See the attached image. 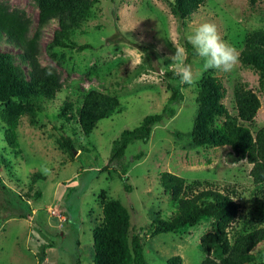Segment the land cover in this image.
Returning <instances> with one entry per match:
<instances>
[{
    "label": "rangeland",
    "instance_id": "obj_1",
    "mask_svg": "<svg viewBox=\"0 0 264 264\" xmlns=\"http://www.w3.org/2000/svg\"><path fill=\"white\" fill-rule=\"evenodd\" d=\"M0 1L25 11L31 20L30 38L37 29L35 1ZM205 21L215 23L222 38L240 53L244 36L264 27V0L253 4L249 0H206L184 20L173 14L167 0H99L91 18L72 28V39L92 48L55 47V57L47 53L46 45L58 27L57 20H49L38 29V61L56 69L61 89L54 100L40 103L34 122L29 115H21L16 127L17 147L6 142L5 125L0 120V264H40L44 249L48 257L45 264H93L91 229L101 221L103 197L118 199L127 208L129 236H140L147 264H164L172 255H180L182 264H200V236L214 229L213 218L204 216L193 227L151 234L149 224L154 215L166 217L174 208L158 181L163 170L187 182L228 190L240 206L235 228L244 219L264 224V184H253L249 174L252 165L244 157L227 145L196 146L186 135L174 136V131L191 129L197 111L196 83L208 71L196 55L186 62L185 37ZM0 50L17 52L3 38ZM177 50L181 55L174 61ZM181 61L192 66L195 83L182 84L184 97L175 106L176 113L153 124L146 143L136 140L128 144L123 163L128 165L132 190L126 192L118 169H104L111 143L122 129L133 128L145 115L161 110L170 94L163 75L176 71ZM209 70L222 81L226 89L222 101L232 115L236 114V81L256 92L261 105L253 123L245 125L253 134L264 126V88L258 84L256 70L242 65L240 59L229 72ZM91 89L116 95L119 111L99 120L89 135L74 125V131L62 129L59 107L64 101L77 107ZM2 107L0 103V110ZM61 135L72 139L73 156L59 146ZM140 152L139 159L132 158ZM62 215L65 220L69 217L63 226ZM60 229L64 236H60ZM229 231L232 234V228ZM49 241L54 245L51 248ZM252 251L256 261L264 263V244Z\"/></svg>",
    "mask_w": 264,
    "mask_h": 264
},
{
    "label": "trees",
    "instance_id": "obj_2",
    "mask_svg": "<svg viewBox=\"0 0 264 264\" xmlns=\"http://www.w3.org/2000/svg\"><path fill=\"white\" fill-rule=\"evenodd\" d=\"M38 10L37 29L29 38L31 20L25 11L10 7L0 1V39L12 45L17 52L0 50V120L5 125V139L11 147H17L16 127L22 114L29 115L34 122L40 103L55 99L61 89L59 73L55 68L42 66L38 61V29L49 20L56 19L58 27L46 45L47 53L55 57L54 48L62 47L82 51L92 48L88 43H77L72 39V28L81 27L92 16L94 3L99 0H34ZM171 10L179 19H190L206 0H167ZM257 0H249L250 4ZM239 53L242 65L252 67L258 74V84L264 88V27L248 32ZM145 50V48H144ZM186 62L194 56L188 43ZM26 66V69L22 67ZM51 75H46L48 70ZM170 94L159 112L145 115L138 125L124 128L113 139L104 169H118V178L126 192H131L128 182V165L123 163L125 149L129 143L140 140L146 143L153 124L170 119L176 113L175 106L183 100L182 84L175 71L163 75ZM245 83L236 81L233 94L236 114L232 115L223 103L226 89L222 81L205 72L196 83L195 102L197 111L192 127L185 133L174 131V136L186 135L193 145L230 146L233 153L244 157L251 164L249 174L254 185L264 184V126L254 134L245 123L252 124L260 108V98ZM120 109L116 95L91 89L83 94L80 104L64 101L57 112L61 128L73 125L84 135H89L99 120ZM60 147L73 156L74 144L69 136L57 138ZM87 151L86 148H83ZM141 152L132 158L139 159ZM159 184L169 194L174 207L170 214L162 217L155 214L149 224L152 235L175 232L184 227H193L202 217L214 219V229L200 236L203 258L200 264H264L256 261L253 249L264 244V224L245 219L235 228L240 206L228 190L204 186L202 182H187L170 171L159 173ZM2 189H7L2 186ZM73 189V188H72ZM71 192V189L69 190ZM102 218L91 229L93 264H147L143 244L138 234H132L127 208L115 198L103 197ZM1 220V217H0ZM229 228H232L230 234ZM52 244L48 243V245ZM43 247V246H41ZM45 254V251L42 252ZM39 256L41 257L43 256ZM164 264H182L180 255H172Z\"/></svg>",
    "mask_w": 264,
    "mask_h": 264
},
{
    "label": "clouds",
    "instance_id": "obj_3",
    "mask_svg": "<svg viewBox=\"0 0 264 264\" xmlns=\"http://www.w3.org/2000/svg\"><path fill=\"white\" fill-rule=\"evenodd\" d=\"M185 39L194 49L195 55L203 60L205 71L216 69L229 72L239 60V53L222 38L215 23L205 21L198 24L190 34L186 35ZM180 55L181 51L177 50L172 60H179ZM46 75H51L50 69ZM175 75L179 77L181 84L191 85L195 83L190 64H184L181 61Z\"/></svg>",
    "mask_w": 264,
    "mask_h": 264
},
{
    "label": "crops",
    "instance_id": "obj_4",
    "mask_svg": "<svg viewBox=\"0 0 264 264\" xmlns=\"http://www.w3.org/2000/svg\"><path fill=\"white\" fill-rule=\"evenodd\" d=\"M67 216V215H66ZM65 217V216H64ZM68 217V216H67ZM67 217H66V220H67ZM69 218V217H68ZM66 220L62 223V225L61 226H63L64 224H65V222H66ZM38 229V228H37ZM43 231H46L47 232V229H45V227L43 228ZM38 232H40L39 231V229H38ZM40 234H44L43 232L42 233H40ZM59 234H60V236H64L65 235V232L62 230V229H60L59 230ZM38 240V239H37ZM29 242V241H28ZM48 243H51V241H49ZM78 244H79V240H78ZM45 245V244H44ZM42 246H43V244H42ZM46 246V245H45ZM50 248L51 247H53L54 245H53V242H52V244H50V245H48ZM44 251H45V249H44ZM39 259V258H38ZM47 260H48V257H47V254H46V252H45V254H44V257H41V259H39V262H40V264H45L46 262H47Z\"/></svg>",
    "mask_w": 264,
    "mask_h": 264
},
{
    "label": "built area",
    "instance_id": "obj_5",
    "mask_svg": "<svg viewBox=\"0 0 264 264\" xmlns=\"http://www.w3.org/2000/svg\"><path fill=\"white\" fill-rule=\"evenodd\" d=\"M65 221V217L64 215H62V218H60V225H62V223Z\"/></svg>",
    "mask_w": 264,
    "mask_h": 264
}]
</instances>
